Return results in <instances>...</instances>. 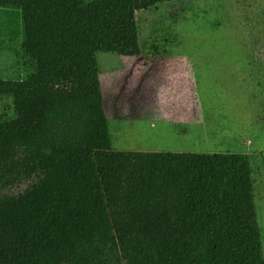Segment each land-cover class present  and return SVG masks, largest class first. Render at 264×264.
I'll list each match as a JSON object with an SVG mask.
<instances>
[{"label": "trees", "instance_id": "1", "mask_svg": "<svg viewBox=\"0 0 264 264\" xmlns=\"http://www.w3.org/2000/svg\"><path fill=\"white\" fill-rule=\"evenodd\" d=\"M172 1L0 0V264H264L255 155L114 147L97 54L140 57L137 12Z\"/></svg>", "mask_w": 264, "mask_h": 264}, {"label": "rangeland", "instance_id": "2", "mask_svg": "<svg viewBox=\"0 0 264 264\" xmlns=\"http://www.w3.org/2000/svg\"><path fill=\"white\" fill-rule=\"evenodd\" d=\"M136 19L140 57L97 54L114 147L255 155L264 247V0H175L137 12ZM174 36L175 44L161 45ZM152 41L159 51L149 50ZM18 50L0 48V79L23 76ZM11 106L0 100V114Z\"/></svg>", "mask_w": 264, "mask_h": 264}, {"label": "crops", "instance_id": "3", "mask_svg": "<svg viewBox=\"0 0 264 264\" xmlns=\"http://www.w3.org/2000/svg\"><path fill=\"white\" fill-rule=\"evenodd\" d=\"M116 149V148H115Z\"/></svg>", "mask_w": 264, "mask_h": 264}]
</instances>
